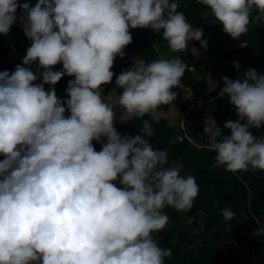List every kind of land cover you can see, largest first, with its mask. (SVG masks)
<instances>
[{"label":"clouds","instance_id":"obj_1","mask_svg":"<svg viewBox=\"0 0 264 264\" xmlns=\"http://www.w3.org/2000/svg\"><path fill=\"white\" fill-rule=\"evenodd\" d=\"M199 2L234 39L248 32L254 9L264 14V0ZM18 8L31 44L23 64L0 71V264H165L172 249L153 237L168 224L163 209L187 212L200 185L182 174V165L164 167L167 149H154L145 138L155 135L148 119L143 135H121L113 109L115 103L125 109L122 121L156 118L177 96L173 88L184 87L188 65L179 56L137 59L116 76L115 99H103L102 86L113 79L116 55L126 54L130 28L154 29L174 52L193 39L207 47L204 29L188 22L178 0H38L34 6L0 0V33L11 30ZM192 51L199 52L194 45ZM58 62L63 67L54 70ZM65 73L74 75L65 89L67 116L55 87H44ZM38 75L43 82L34 84ZM222 79L218 95L227 96L239 118L225 121L230 135L214 117L206 119L212 167L264 170V137L250 131L264 125V73L249 67L243 79ZM102 137L97 151L92 141ZM221 211L226 220L235 215ZM255 234H264V223Z\"/></svg>","mask_w":264,"mask_h":264},{"label":"trees","instance_id":"obj_2","mask_svg":"<svg viewBox=\"0 0 264 264\" xmlns=\"http://www.w3.org/2000/svg\"><path fill=\"white\" fill-rule=\"evenodd\" d=\"M18 2L21 4L29 2L30 6H34L38 0H18ZM178 3V10L184 12L188 22L193 27L204 29L202 38L207 40L206 48L211 55L231 54L230 46L238 45L235 51L240 56L243 78L244 72L249 67H254L259 73H264V14L258 13L256 9L250 13L249 24L258 23L261 28L256 30V36L249 38L246 46L241 47L239 46L241 44L240 37L234 39L230 34L224 32L223 25L199 0H178ZM23 16L24 10L18 8L17 20L11 30L7 34L0 33V71L9 70L11 72L15 70L17 64H23L22 58L26 55V50L31 44L30 38L24 32L21 19ZM129 31L132 33L133 39L124 48L126 54L123 57L117 54L114 58L113 79L102 86V97L113 89L117 91V95L120 94L121 89L115 84L116 76L121 71L133 66L127 61L132 54L141 56L146 62L161 57L179 56L188 65L181 79L187 83L191 82L193 71L190 66L194 62L189 45L186 50L174 52L169 48L162 34L150 27L130 28ZM196 42L200 48L204 47L200 41L196 40ZM31 67L34 72L39 71L36 64ZM52 67L54 70H60L63 64L58 62ZM71 79H74V75L70 76L65 73L55 85L50 83L44 85L45 90L55 87L57 96L65 104L66 116L70 115V110L67 109L65 99L69 97V93L65 89ZM41 82L43 80L40 75L37 80L33 81L34 84ZM223 86L220 85L213 91V96L216 99L215 116L223 133L230 135L231 129L225 128L224 123L228 119L236 120L239 117L235 111V105L228 100L227 96L218 95ZM173 90L177 92L176 87ZM174 99L184 109L185 103L178 92ZM144 119L150 121L155 132V135L145 138L149 140L154 149H167L168 161L164 167L171 166L175 160L181 158L187 162L189 167V171H182V174L196 176L197 183L200 185L193 207L187 212L177 211L171 206L163 209L169 216L168 224L164 229L153 233V237L161 247L172 249L173 254L171 257L165 258V264H245L244 260H238L237 252L230 242L239 238L246 239L249 244L253 245L263 261L264 234L256 235L255 232L261 227L257 218L260 220L264 217V170H253L249 167L247 170L231 172L225 170L223 165L212 167L216 156L214 150L210 148L197 149L187 138L178 140L179 120L176 125H172L166 120H155L149 114H145V116L134 117L128 126H120L118 132L121 135H143L141 129ZM250 131L257 138L264 137V125L259 128L252 127ZM194 137L197 141H208L207 136L203 139ZM102 142H106V137H102L100 142L95 139L92 141L97 151L101 150ZM3 158L4 155L0 154V159ZM116 183L118 184V181ZM224 207L231 208L235 213L231 219L224 218L221 211ZM200 212L204 213L202 220L207 231L212 233L213 239L204 237L199 241L193 237V231L198 229L201 224ZM189 217L192 218L191 223H188Z\"/></svg>","mask_w":264,"mask_h":264},{"label":"crops","instance_id":"obj_3","mask_svg":"<svg viewBox=\"0 0 264 264\" xmlns=\"http://www.w3.org/2000/svg\"><path fill=\"white\" fill-rule=\"evenodd\" d=\"M258 28H261V25L258 23H250L248 25V32L245 34H242L240 36V42L243 41H249V38H252L253 36H256V30ZM197 45V44H195ZM190 46V45H189ZM198 47V46H197ZM237 46L231 45V54L228 55H211L208 52V49L205 47H198L202 51L205 52V56L198 52V54H194L192 51V46H190V50L193 54L192 61L194 64L190 66L191 70L197 71L200 73V83L197 84V81L192 78L195 81V90L197 94L203 98L206 103L204 105V108L202 112L195 117H191L188 121V127L191 134L196 136L198 139H203L206 135H204V125L206 122V119L211 116L214 117L217 124L219 125L216 116H215V106H216V99L213 96V91L220 85H224L225 81L222 79L223 76L227 75L231 79H243V74L241 72V62H240V56L235 51L237 49ZM234 51V52H233ZM139 58V57H138ZM141 59V58H139ZM129 60V59H128ZM224 60V69H220L218 72L216 70L219 69V64L221 61ZM234 61H239L240 67L237 68L234 65ZM131 63V62H130ZM132 64H134L132 62ZM194 73V72H193ZM205 76V78H204ZM203 77V78H202ZM209 81L215 82V89L210 90V83ZM198 90L201 92V94L198 92ZM174 108L176 111L174 112L172 110ZM182 106L177 102V100H173L171 105H162L160 114L154 118L155 120H166L168 123L172 125H176L178 123V120L180 119L181 112H182ZM134 118V117H133ZM132 118V121H133ZM132 123V122H131ZM130 123V124H131ZM128 124V125H130ZM123 125V126H128ZM181 159V158H179ZM179 159L175 160L174 163H176Z\"/></svg>","mask_w":264,"mask_h":264},{"label":"rangeland","instance_id":"obj_4","mask_svg":"<svg viewBox=\"0 0 264 264\" xmlns=\"http://www.w3.org/2000/svg\"><path fill=\"white\" fill-rule=\"evenodd\" d=\"M195 44H197V42L194 39L190 40L188 42V45H190L192 47L194 45L195 48L199 50V53H201L202 55L205 56V52L202 51L200 48H198L199 46L195 45ZM138 57L143 59L139 55L132 54L128 58L129 60L128 59L127 60H128L129 63L130 62L134 63L137 59H139ZM223 62H224V60L221 61V63L219 64V69L216 70L217 72L220 69L221 70L224 69V63ZM193 72L194 73L192 74V76L197 81V84H199L200 83L199 80L201 78V75L197 71L193 70ZM204 78H205V76H204ZM198 92L201 94V92L199 90H198ZM109 95H112L113 99H115V97L118 96L117 95V91L115 89H113L111 92H109L106 96H103L102 98L107 100ZM113 110H114V112L116 114L115 117H114V127L117 129V131L119 130L120 126L128 125V124H130L132 122V118L129 119V120H126V121H122L120 119V116L124 113L125 109L119 103H115L114 104V109ZM175 164L182 165V171H189V167H188L187 162H184L182 159H179L176 163H173L172 165H175ZM200 217H201L200 227L198 229H196L195 231H193V237L196 240H199V241L201 239H203L204 237L213 239L212 233L207 231V229L205 228V225H204V221L202 220V218L204 217V213L203 212H200ZM260 221H261V224L264 223V217L260 218ZM230 242L232 243V245L234 246V248H235V250L237 252V257H238L239 261L244 260L245 264H263L264 260L262 261L260 253H258L257 250L255 249V247L253 245L249 244L246 239H240L239 238V239H234V240H232Z\"/></svg>","mask_w":264,"mask_h":264},{"label":"built area","instance_id":"obj_5","mask_svg":"<svg viewBox=\"0 0 264 264\" xmlns=\"http://www.w3.org/2000/svg\"><path fill=\"white\" fill-rule=\"evenodd\" d=\"M184 87H177V91L185 103V107L181 113L179 119V128L180 132L177 134L179 140L187 138L193 147L197 149L209 148L206 141H197L195 137L190 133L188 127V120L190 117L199 114L200 110L204 108L205 100H203L196 93L195 90V81L191 79L190 83H187L185 80L181 79Z\"/></svg>","mask_w":264,"mask_h":264}]
</instances>
